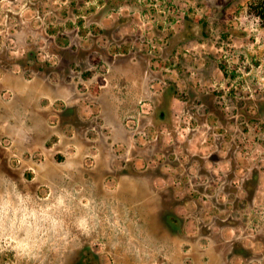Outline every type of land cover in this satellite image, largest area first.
<instances>
[{"label":"rangeland","instance_id":"rangeland-1","mask_svg":"<svg viewBox=\"0 0 264 264\" xmlns=\"http://www.w3.org/2000/svg\"><path fill=\"white\" fill-rule=\"evenodd\" d=\"M259 2L0 0V176L95 209L46 264H264Z\"/></svg>","mask_w":264,"mask_h":264},{"label":"clouds","instance_id":"clouds-1","mask_svg":"<svg viewBox=\"0 0 264 264\" xmlns=\"http://www.w3.org/2000/svg\"><path fill=\"white\" fill-rule=\"evenodd\" d=\"M95 219L91 203L85 214L74 216L67 191L52 200H36L11 176H0V254L11 252L19 264H46L49 253L68 250L72 228L90 235Z\"/></svg>","mask_w":264,"mask_h":264},{"label":"trees","instance_id":"trees-1","mask_svg":"<svg viewBox=\"0 0 264 264\" xmlns=\"http://www.w3.org/2000/svg\"><path fill=\"white\" fill-rule=\"evenodd\" d=\"M257 1V0H256ZM259 5L257 6V15L260 16L262 19H264V0H259ZM12 62V60H11ZM19 64H21V62H17ZM22 65V64H21ZM224 69V68H223ZM225 70V69H224ZM150 195V194H149ZM161 213H163V210L161 209ZM165 215V214H164ZM162 216V220H163V223L166 227V229L171 232V233H174V230L172 229V226L171 224L168 222V219L166 218V215L165 216Z\"/></svg>","mask_w":264,"mask_h":264}]
</instances>
